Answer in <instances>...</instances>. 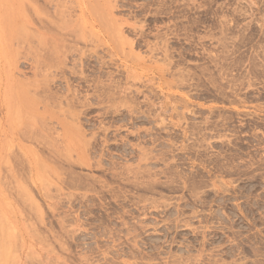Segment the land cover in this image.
<instances>
[{
  "label": "rangeland",
  "instance_id": "374dc122",
  "mask_svg": "<svg viewBox=\"0 0 264 264\" xmlns=\"http://www.w3.org/2000/svg\"><path fill=\"white\" fill-rule=\"evenodd\" d=\"M0 119L7 264H264V0H0Z\"/></svg>",
  "mask_w": 264,
  "mask_h": 264
},
{
  "label": "bare ground",
  "instance_id": "6f19581e",
  "mask_svg": "<svg viewBox=\"0 0 264 264\" xmlns=\"http://www.w3.org/2000/svg\"><path fill=\"white\" fill-rule=\"evenodd\" d=\"M16 114V113H15ZM15 118L17 119V117L15 116ZM14 119V118H13ZM19 119V118H18ZM1 120V119H0ZM28 126H31L30 124L28 125ZM1 127H2V120L0 121V132H1ZM32 127V126H31ZM30 127V128H31ZM30 128H29V130H30ZM33 128V127H32ZM36 128V127H35ZM34 129V128H33ZM32 130V129H31ZM30 130V131H31ZM29 131V132H30ZM33 131V130H32ZM40 131V130H39ZM29 132H28V135H29ZM83 144V143H82ZM84 145V144H83ZM86 151L87 150H82L81 151V154L79 155V159L82 161V163H84V164H86V165H89V159H88V157H87V153H86ZM21 248H23V246H21ZM20 248V249H21ZM43 249V250H42ZM40 251H41V253L45 250L44 248H42ZM50 249V248H49ZM23 250V249H22ZM29 252H30V254H28L29 256L31 255V253L33 252H31L30 251V249L28 250ZM28 251H26V253H28ZM46 251V250H45ZM49 251H51V250H49ZM18 252V251H17ZM25 252V251H24ZM24 252H23V255H25V256H23V257H26V258H23L24 260V263L25 262H27V254H24ZM45 253V252H44ZM4 254V255H3ZM20 254H21V252H19V254H18V258H19V256H20ZM34 254V253H33ZM40 254V253H39ZM45 254H47V253H45ZM5 255H6V257H5ZM9 255V254H8ZM48 255V254H47ZM17 256V255H16ZM38 256V255H37ZM46 257V256H45ZM52 257V256H51ZM9 259H10V256L8 257ZM7 258V254L4 252V251H2V252H0V264H7L8 262H9V259ZM17 258V257H16ZM16 258H15V260L13 259L12 261H15V263L17 262V260L19 261V259L17 258V260H16ZM44 258V257H43ZM26 259V260H25ZM45 259V258H44ZM48 259V258H47ZM5 260H7L6 261V263H5ZM39 260V259H38ZM43 260V259H42ZM22 261V262H23ZM46 262H45V264H50L48 261H50V259L47 261V260H45ZM53 261H54V258H53ZM14 262H12V264H15ZM17 264H20V263H18L17 262ZM23 264V263H22ZM25 264H29V262L28 263H25Z\"/></svg>",
  "mask_w": 264,
  "mask_h": 264
}]
</instances>
